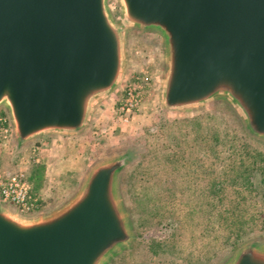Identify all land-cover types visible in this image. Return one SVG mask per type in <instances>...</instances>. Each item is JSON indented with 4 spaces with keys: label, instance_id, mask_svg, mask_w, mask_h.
Wrapping results in <instances>:
<instances>
[{
    "label": "water",
    "instance_id": "water-1",
    "mask_svg": "<svg viewBox=\"0 0 264 264\" xmlns=\"http://www.w3.org/2000/svg\"><path fill=\"white\" fill-rule=\"evenodd\" d=\"M0 0V108L16 148L83 133L125 69V33L163 40L161 105L223 102L264 144V0ZM136 153L96 164L61 209L26 219L0 205V264H107L132 241L118 185ZM226 264H264V242Z\"/></svg>",
    "mask_w": 264,
    "mask_h": 264
},
{
    "label": "rangeland",
    "instance_id": "rangeland-1",
    "mask_svg": "<svg viewBox=\"0 0 264 264\" xmlns=\"http://www.w3.org/2000/svg\"><path fill=\"white\" fill-rule=\"evenodd\" d=\"M108 8L118 22V1L108 0ZM164 72L162 38L129 30L121 82L94 107L83 133L47 136L52 138L43 146L45 137L23 148H16L13 138L0 146V173L29 178L37 168L29 183L35 186L38 209L23 218L61 209L96 164L133 150L135 160L118 185L133 238L107 264H226L242 246L264 242V144L246 134L223 102L165 111L160 98ZM130 87L138 89L141 102L124 121L119 109ZM236 136L262 157L249 155L251 149Z\"/></svg>",
    "mask_w": 264,
    "mask_h": 264
},
{
    "label": "built area",
    "instance_id": "built-area-1",
    "mask_svg": "<svg viewBox=\"0 0 264 264\" xmlns=\"http://www.w3.org/2000/svg\"><path fill=\"white\" fill-rule=\"evenodd\" d=\"M141 95L135 87H130L122 102L119 112L124 121L140 105ZM12 139V131L7 115L0 116V146L6 147ZM0 205L15 208L21 217L32 215L38 209V200L31 195V186L23 173L10 175L0 173Z\"/></svg>",
    "mask_w": 264,
    "mask_h": 264
},
{
    "label": "trees",
    "instance_id": "trees-1",
    "mask_svg": "<svg viewBox=\"0 0 264 264\" xmlns=\"http://www.w3.org/2000/svg\"><path fill=\"white\" fill-rule=\"evenodd\" d=\"M1 115H4V113H3L2 111H0V116H1ZM234 140H236V142L242 144V145L245 146V147H249L251 150L247 151V153L251 152V153H253V155L256 156L257 158H261V157H262V153L259 152L260 150H259L258 148H256L255 146L248 144V143L246 142V140L243 139L242 137H238V136H236V137H234ZM216 143H218V141H217ZM249 155H251V154L249 153ZM36 177H37V168L35 167L34 170H33L32 173H31V177H29V178L26 177V180H27L28 183H29V182L33 181ZM29 184H30V183H29ZM33 188L35 189V186H34ZM33 188H32V186H31V195H32V193H33ZM219 201H220V200H219Z\"/></svg>",
    "mask_w": 264,
    "mask_h": 264
},
{
    "label": "crops",
    "instance_id": "crops-1",
    "mask_svg": "<svg viewBox=\"0 0 264 264\" xmlns=\"http://www.w3.org/2000/svg\"><path fill=\"white\" fill-rule=\"evenodd\" d=\"M48 138H52V137H45V138L42 139V141H41V145H42V146H43V145H46L47 142L50 143L49 141H47V140H49ZM50 141H51V142H52V141H55V139H50ZM39 197H40V196L38 195L37 198L39 199ZM7 207H8V208H7L8 210H10V211L13 212V213H16L15 208H13V207H11V206H7ZM35 214H36V213H35ZM35 217H36V216H35ZM35 217H34V218H35ZM38 217H39V216H38ZM36 218H37V217H36ZM32 220H33V219H32Z\"/></svg>",
    "mask_w": 264,
    "mask_h": 264
}]
</instances>
